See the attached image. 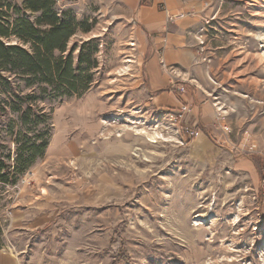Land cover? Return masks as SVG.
I'll return each mask as SVG.
<instances>
[{
    "label": "rangeland",
    "instance_id": "1",
    "mask_svg": "<svg viewBox=\"0 0 264 264\" xmlns=\"http://www.w3.org/2000/svg\"><path fill=\"white\" fill-rule=\"evenodd\" d=\"M24 1L0 0V11L14 18ZM201 3L199 84L222 108L233 150L186 138L151 110L138 57L146 35L123 2H56L91 26L69 48L97 41V78L81 98L41 101L50 143L66 125L78 151L40 167L44 186L27 173L0 184V264H264V0Z\"/></svg>",
    "mask_w": 264,
    "mask_h": 264
},
{
    "label": "trees",
    "instance_id": "2",
    "mask_svg": "<svg viewBox=\"0 0 264 264\" xmlns=\"http://www.w3.org/2000/svg\"><path fill=\"white\" fill-rule=\"evenodd\" d=\"M55 4L56 0H25L14 18L0 11L2 185H16L46 154L52 125L41 101L81 98L97 78V41L76 42L69 48L70 40L91 26L72 11L57 12ZM23 10L36 13L35 21ZM11 37L21 44L7 45L4 40Z\"/></svg>",
    "mask_w": 264,
    "mask_h": 264
},
{
    "label": "crops",
    "instance_id": "3",
    "mask_svg": "<svg viewBox=\"0 0 264 264\" xmlns=\"http://www.w3.org/2000/svg\"><path fill=\"white\" fill-rule=\"evenodd\" d=\"M120 1L125 4L130 19L139 25L146 35L139 46L138 57L151 110L164 116L163 119L171 123L167 112L177 110L182 104H189L192 108L191 113L182 121L171 123L182 136L189 137L184 133V126L191 124L201 129L203 137L219 149L233 150L234 145L220 146L212 139V136L219 138L218 136L222 135L220 128L222 122L221 118H218L222 108H219V103L214 105L208 96L210 92L202 89L199 84L202 64L198 35L201 27L202 0ZM181 15L182 17H179ZM181 88H185L186 93L182 94ZM87 110L89 109L79 111V115L87 114ZM225 124L230 125L226 121ZM69 132L70 128L65 125L55 133L44 160L38 164V168L30 170L33 171L31 180L39 187L44 186L39 174L42 165L62 163L77 153L78 145L76 141H70L67 137ZM40 195L38 192L32 199ZM52 212L51 206L49 210L42 211L32 222L34 228L45 223L47 216H51Z\"/></svg>",
    "mask_w": 264,
    "mask_h": 264
},
{
    "label": "built area",
    "instance_id": "4",
    "mask_svg": "<svg viewBox=\"0 0 264 264\" xmlns=\"http://www.w3.org/2000/svg\"><path fill=\"white\" fill-rule=\"evenodd\" d=\"M70 1H72V0H56V2L58 4H61L64 2H70ZM179 17H182V15ZM171 20H173V19H171ZM180 92L182 94L186 93L185 88H181ZM191 111H192V108L189 104H182L177 110L168 111L166 115L168 116L171 123H178V122L182 121L187 114L191 113ZM220 128L222 131V135L218 136L219 138H215L214 136H212V139L215 141V143L217 145L224 146L230 142V135L232 134V129L228 124H225V123H222L220 125ZM184 133L192 139L199 138L203 135V132L201 129H199L196 126H192L191 124H187L184 126ZM254 148L255 147L252 145L249 146L248 152L249 153L254 152L255 151ZM27 174H28L27 175L28 181L31 182L32 181L31 177H32L33 173L29 171V172H27ZM263 186H264V180H263ZM263 190H264V188H263Z\"/></svg>",
    "mask_w": 264,
    "mask_h": 264
},
{
    "label": "bare ground",
    "instance_id": "5",
    "mask_svg": "<svg viewBox=\"0 0 264 264\" xmlns=\"http://www.w3.org/2000/svg\"><path fill=\"white\" fill-rule=\"evenodd\" d=\"M151 138H152L153 141H155L158 138H162V136H161L160 132L155 131V132L151 133Z\"/></svg>",
    "mask_w": 264,
    "mask_h": 264
}]
</instances>
